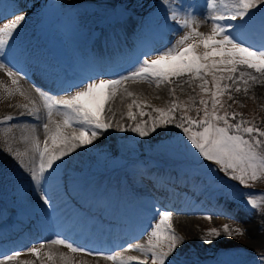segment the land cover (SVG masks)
I'll list each match as a JSON object with an SVG mask.
<instances>
[{
    "label": "rangeland",
    "instance_id": "1",
    "mask_svg": "<svg viewBox=\"0 0 264 264\" xmlns=\"http://www.w3.org/2000/svg\"><path fill=\"white\" fill-rule=\"evenodd\" d=\"M19 1L5 0V4L12 6ZM202 3L200 0H191L190 2L192 5H201ZM26 4L22 10L20 9L17 12V14L21 12L19 15L25 16L26 19L21 22L16 32L13 33V38L9 42V48L11 49L9 55L6 58H0V60L10 67H12L11 63L13 65L18 64L22 67L24 74L31 75L36 79V82L38 80V82H45L50 88H55L60 81L62 82V79L57 76L58 71L65 68L70 70L68 73L75 75L77 56L82 57L84 55V51L80 52V50H85L89 39L95 40L98 35L112 27L119 28L123 26L128 28L133 26L132 28L129 27L130 33L135 35L137 32L139 37L145 31H149L150 26L158 33L165 32L169 34L171 32V22L166 20V9L162 6L161 0H33L27 1ZM200 11L203 12L204 9L200 8ZM254 11L257 12L256 19L259 20L262 12H264V6ZM8 14L10 13H7V10L3 11V16L9 17V19H0V28L3 27L4 23L15 19L14 15ZM134 27L136 29H133ZM198 30L209 32L210 22L204 23L203 28ZM127 32L121 28L118 34L126 41V38H129ZM113 34L111 33L112 36H115ZM142 38L143 36L140 38L134 36L130 40H142ZM174 39L175 37L172 35L170 40ZM26 41H33L32 46H34L35 51L30 52V54L25 51L21 54L26 55V58L18 59L19 55L15 54L16 48L24 47L25 50L29 46L25 43ZM68 45L71 46L70 49ZM131 45V43H128V46ZM109 49L112 52L115 50L111 47ZM56 63L64 66L57 67L55 66ZM134 66L135 63H132L125 67L122 73L126 74ZM49 68H53V71ZM12 69L14 70L13 67ZM1 73L3 78L0 83L13 88L14 86L8 76L2 71ZM111 77H118V75L113 74ZM187 79L185 77L176 81L173 85H162L158 90L154 83H146L150 85L151 94L142 99L147 100L154 107L167 108L173 100L170 87H175V98L178 102L188 101L192 97L196 101V106H199L200 90L197 87L199 81L193 82L189 86L186 82ZM128 83L145 85L143 82ZM18 86L26 93L25 89L20 87V84ZM249 87L255 88L253 85ZM251 88L247 95L243 91L240 93L233 91L232 95L236 103L227 100V97H225V106L229 112L242 113V117L238 116L237 120L241 118L252 120L257 127L264 129V93L257 94V88L254 90ZM25 103L27 101L19 93L8 96L0 88V120H3L5 116L12 115L18 117L21 121V123L0 124V211L6 212L9 208L11 210L6 217L0 219V223L15 215L16 206L9 207L2 195L4 192L8 194L11 187H18L17 179L29 186L30 191V194L26 195L25 203L18 210L20 215H22L21 212L24 209L33 213L39 209L40 213L37 211L35 213L38 215V219L49 224L56 220L55 218L49 220L50 214L57 213L64 206L60 205L61 201H58L54 195V189L61 185H65L64 187L74 185L79 190L78 192H81L80 189H84L81 184H85V187H88L89 190L95 185L96 190L110 192L112 195H116L117 190L115 188H118L120 197L130 200L134 205H136V198L140 193V188H142L145 189V198H142L146 203L157 202L168 210L167 205L171 201L173 208L177 209V211H174V209L169 210L173 212L174 228L183 239V243L178 245L177 248L178 255L174 253L176 257L174 264H246L247 259L253 262V258H250L252 254H261L260 257H257L256 263L253 262L254 264H264V232L261 231V221L264 220V205L261 206L259 213L256 210L250 211L247 205V196L244 195L245 193H254L257 196L264 195V179L258 180L249 188H244L238 181H231L223 172L218 171V166L203 161L197 153L192 155L196 150L187 142L182 130L175 128L174 125L158 128L156 132L150 133L149 136L140 137L132 131L126 132L125 130L121 132L113 124L112 128L100 134L91 145L78 148L75 152L64 157L62 161L57 162L59 164L56 173L58 178L47 186L48 193L52 194V198H50L53 205L51 208L44 205L38 193L32 187L27 172L20 166L21 162L25 166H31L32 152L30 149L33 138H38L41 143L45 139L42 128L36 127V130L40 128V133L37 131L34 137L25 128V125L37 124V121L27 116V114L17 116L14 112V109L17 112L18 109L22 108L20 105ZM22 110L26 111L24 108ZM120 111H122L120 125L124 127L126 121L135 122V120L127 118V106ZM133 111H137V109L133 108ZM144 111L151 112V109L145 108ZM42 114H44V109L41 111V116ZM181 114L178 110L176 113L177 122H179ZM106 115L109 114L106 113ZM155 115L156 113L152 112V116ZM189 115L194 118L197 116L195 111L190 112ZM55 120L62 122L63 117L57 116ZM146 121H149L150 124L149 117ZM232 122L235 123L236 121ZM17 152L27 154L22 155L19 159H14ZM173 162L179 163L180 167L183 164L179 176L174 170L168 168V165ZM113 168L115 172H113L114 170L105 172ZM210 168L217 170L210 171ZM3 187L4 191L2 190ZM102 187H106V191L98 189ZM109 187L113 189L110 190ZM65 190L67 191V188ZM223 191L225 192L222 193ZM78 192H75L72 198L85 196L86 192H81L82 194ZM139 201H142V199H139ZM66 207L69 208V205ZM94 207L95 205H93ZM78 208L82 209L84 215L87 214L83 212L82 207L79 206ZM135 209V206L129 208L128 205L125 206L121 202L115 214L120 223L114 222L112 216L109 217V220L112 221L107 223L111 225V228H114L112 233L117 232V227L120 226L124 234H120L118 237L115 235L114 238L110 241L106 240V242L111 245L120 244L118 248L115 247L112 251H120L124 256H139L143 259L141 252L135 250V245L146 246L147 237L143 235L146 227L143 228L139 215L136 211H133ZM206 217H210V219ZM182 219L192 221L188 232L180 231L176 227L175 222L178 220L177 223H179ZM94 220L96 226L102 220V215L98 213ZM133 224H137L139 237L135 236L130 241L134 250L125 251L126 235L129 236L130 232H133L130 231L133 229ZM59 225L66 233L67 230L63 227V224ZM225 225L230 229H240L244 232V235H237L233 232L232 237H228L223 231ZM213 228L220 231L219 237L207 235V232ZM71 233L73 232L71 231ZM62 235L61 237L65 236ZM56 236L49 235L44 241ZM74 237L84 239L88 244H92L98 239L89 234L85 236L79 230H76ZM204 240H209L211 243H204ZM100 241L103 242V238L98 239L94 245L101 244ZM106 242L103 244L108 245ZM32 246L39 247V242L25 244L23 247L18 248L19 251L24 252L25 257L19 259L16 264L35 260L33 256L26 252ZM6 254L11 253L8 251ZM0 257L2 256L0 255ZM169 259L171 260L172 257H169ZM35 264H39V261H35ZM149 264H151L150 259Z\"/></svg>",
    "mask_w": 264,
    "mask_h": 264
},
{
    "label": "snow or ice",
    "instance_id": "2",
    "mask_svg": "<svg viewBox=\"0 0 264 264\" xmlns=\"http://www.w3.org/2000/svg\"><path fill=\"white\" fill-rule=\"evenodd\" d=\"M161 3L166 9V20L171 22L170 30L174 40L142 53L137 57L135 66L126 74L118 77H88L79 85L65 89L60 99L36 87L35 91L43 102V117L41 107L19 88V80L16 78L20 75L19 70L14 71L0 60V71L5 72L14 86L9 88L0 83V88L8 96L19 93L28 101L20 105L26 110V113H20L21 116L27 114L37 122L43 121L32 125L33 129H43V143L34 137L30 149L31 166H25L23 162L20 166L27 172L40 200L49 208L53 202L47 186L58 178L57 162L76 149L91 145L100 134L114 126L115 112L111 105L118 96L131 100L127 104L129 120L136 118L133 108L137 109L140 117H149L150 124L144 121L130 129L140 137H147L158 128L174 125L182 130L183 136L196 150L199 158L218 166V171L223 172L231 181H238L244 188H249L264 179V129L257 127L252 120H237L238 116L242 117V113L229 112L224 99L227 97V100L236 103L233 91H243L247 95L250 85L264 81V12L257 20V12L254 11L264 6V0H203L201 5H186L184 0H161ZM200 8L204 11L201 12ZM12 15L15 19L0 28V58L9 55V42L25 19L15 12ZM0 19L9 17L0 14ZM209 22V32L198 30L202 24ZM185 77L188 78L186 82L189 86L199 81V106H196L192 97L188 101L178 102L175 87H170L173 100L167 108L154 107L125 87L128 82H143L154 83L160 88L162 85H173ZM145 108H150L151 112L144 111ZM178 110L182 113L179 122L176 118ZM192 111L197 114L195 118L189 115ZM152 112L156 115L152 116ZM106 113L112 115L107 116ZM54 116H62V122L54 120ZM9 122L21 123L18 117L12 115L0 120V124ZM115 126L121 132L126 130L119 123ZM26 154L17 152L14 159ZM244 195L247 196L249 210L259 213L264 205V195ZM261 225V231L264 232V220ZM223 231L228 237H232L233 232L244 235L240 229H230L227 225ZM143 235L147 237L146 246L135 245V250L141 252L143 259L139 256H124L120 251L102 252L82 247L58 234L55 238L40 242L39 247H29L26 252L35 260L23 261L21 264H35V261H39V264H86L75 260L71 254L99 257L111 264H149V259L151 264H174V253L178 255L177 248L183 239L174 228L172 211L157 209ZM207 235L219 237L220 231L213 228ZM204 243L211 241L204 240ZM46 244L47 251L44 250ZM53 246H62L68 249L69 254L54 252L51 250ZM124 250H134L133 245H126ZM23 254L22 251L3 254L0 264H16Z\"/></svg>",
    "mask_w": 264,
    "mask_h": 264
},
{
    "label": "bare ground",
    "instance_id": "3",
    "mask_svg": "<svg viewBox=\"0 0 264 264\" xmlns=\"http://www.w3.org/2000/svg\"><path fill=\"white\" fill-rule=\"evenodd\" d=\"M200 1L203 2V0H200ZM21 2H19L17 4L14 3L12 6L8 5L7 6V8H8L7 13H10L8 15H12L13 12L17 13L18 11H20V9L21 10L23 9L24 5H27L26 4L27 0H21ZM190 2H191V0H184V3L186 5L190 4ZM20 13H18V14H20ZM25 19H26V17H25ZM203 26H204V24H202L200 26V28H203ZM122 29H124V28H122ZM150 29H151V26L149 27V31H145V33L142 35L143 36L142 40H140V39H138V40L137 39L126 40L125 46L127 48L131 47V51H132V53H134L135 58L141 56L142 53H144L146 51H152L153 49H156V48L162 47L163 45L168 44V41H170L169 40L170 37H172L171 32L169 34H166L165 32L164 33H158L156 31H154L153 29H151V30ZM114 37H116V36L111 37V39L114 40ZM25 43L27 45L31 46L30 48L33 49V47H34V46H32L33 45V41H26ZM128 43H131L132 45L128 46ZM27 45H25V46H27ZM70 47L71 46L68 45L69 49H70ZM93 50L97 51V52L98 51L105 52L106 48L102 49V47H98L97 45L89 46L88 47V51L87 52L85 51V53L87 54L86 57L78 58V60H79L78 61V66L76 67V71H77V75H78L77 81H76L77 85H79L82 81L86 80L88 77H96V76L107 77V75H110V73L105 72L104 68H98L99 65H100L99 62L102 61L101 63H103L104 58L108 57V53L106 52L107 54H105V57L102 58L101 55H99V57H98V53H92ZM129 56H130L129 53H127V52H125L123 50L120 54L112 56L111 60L113 62L121 63L122 59L126 60L127 58H129ZM100 58H101V60H100ZM120 58H122V59H120ZM127 63L128 62H123L122 65H121V68H120L121 70L117 69V71L113 72V74L114 75H118V76L123 74L122 72L125 70L124 66ZM16 70H19V72H20V75H18L16 77L19 80L20 87H22V89L24 88L25 91H26V94L31 99L36 101V104L41 107V111L43 109V106H42L43 102H42V100L40 99V97L37 95V93L35 91L36 87H39V88L45 90L46 92H49V93L55 95L57 99L62 98L63 96H60V95L61 94L64 95L63 94L64 90L70 87V86L69 87L66 86L63 83V81H62L58 85V88L56 87L53 91H49L48 88H50V87H48L49 85H47L45 82H42V81H41V83L40 82H35V80L32 79L33 77H29L27 82H26L25 78H23V73L19 69V67H16L15 71ZM2 72L5 73L4 71H2ZM2 75L3 74L0 71V82H2V78H3ZM149 86L150 85H147L146 83H145V85L143 84V86H141L140 84H131V83H127L125 85V87H127L129 91L135 93L141 99L143 97H146L149 94H151ZM253 87L257 88L256 89L257 94H263L264 93V81H261L259 84L253 85ZM254 89H252V90H254ZM157 90H158V88H157ZM128 103H131L130 99L118 96L116 101L111 105L113 110H114V112H115V117L113 119V124L116 125L117 123H121V121H122L121 120V117H122V113L121 112L122 111H120V110H122L124 107H126ZM10 107H11V104H10ZM12 111H13V109H12ZM23 111L24 110H22V108L18 109L17 112L14 109V112L17 114V116L18 115L20 116V113L23 112ZM24 112H26V111H24ZM133 112L136 113L137 117L135 118V122H133V123H131L130 121H126V123L124 124V128L126 129V132L127 131L131 132V130H130L131 127H134L137 123H142V122L148 120V117H145V116L141 118L139 113H138V111H133ZM108 114H109L108 116L112 115L111 113H108ZM43 116H44V114H42V117ZM56 117L57 116H54L53 119L55 120ZM41 122H43V121H41ZM25 128L27 130H29L33 134V137H34L35 134H37L36 133L37 131L40 133V128H39V130H36V128L33 129V127L30 126V125L29 126L25 125ZM5 162H7V160H5ZM17 183L19 184L18 187H15V188L11 187V190L9 191V193L7 194V193L4 192V194L2 196H3L4 200L7 201L9 207H13V205H15L16 209H17L16 211L20 212L18 210H20L21 205H23V203H25L24 201H26V195L30 194V191H29V188H28L29 186H27L25 183L20 182L18 179H17ZM81 185H82L83 188H85V190L82 191V192L83 193L84 192L87 193L86 198H88V200H91V201L92 200L93 201H97L99 209L102 210L103 213H107V215H106L107 217H111L112 216L113 220L116 223L118 222V220L116 219L115 214H116L117 208L120 206L121 202L125 206L128 205L129 208H133L134 206L136 207V209L133 210V211H136L137 215H139L141 217V220H142V223L144 224V226L148 225L153 220V217L155 216L157 209H162L163 208V206H160L157 202L156 203H146V201L143 200V198H145L144 197L145 196L144 195V190L145 189H142L140 187L139 188L141 190L139 192L141 194L139 193V195L137 196L136 205H134V203L131 202L130 200H126L125 198L123 199L122 197H120V191H118V188H115L117 190L116 195L115 194L112 195L110 192H102V191L96 190L97 188H96L95 185L92 187L91 190H89L88 187H85V184L84 185L81 184ZM64 186L65 185H61L58 188H55L54 189V192H55L54 195H55V197H57L58 201H61L62 203L64 202V204H66L67 202H70V200H71V199H68V198L69 197L70 198L73 197V194L75 192H78V189L74 185H68L66 187H64ZM65 188H67V191L65 190ZM98 189L106 191V187L105 188L102 187V188H98ZM108 189L112 190L113 188L109 187ZM2 190L4 191V187H3ZM78 193H81V192H78ZM48 194L52 198V194L51 193H48ZM74 199L76 200V197ZM139 199H142V201H139ZM173 207L174 206H173L172 202L170 201L169 205L167 206L168 210L174 209V211H177V209L173 208ZM9 211H11L10 208L8 210H6V212L0 211V219L6 217ZM36 211L38 213H40L39 209H37ZM36 211L33 213V212H30V211L28 212V211H26L24 209V211L21 212L22 213L21 218L12 219V220H17V223L20 224L21 226H24L27 223V221L29 220L30 224L33 226V229H31L30 232H28V229L25 230L26 234L24 236H27L28 238H31L33 241L34 240L38 241L41 238H43V241H44L45 239H47V237L49 235H58V234L61 235V234H64V232H61L60 227L57 226V224H56V222L54 220L50 224L47 223V222L41 221V223L43 225L45 223L44 233H42V232H39V233L34 232L35 231L34 230V228H35L34 225L36 227L38 226V225H36L37 223L34 221V217L38 218V215L35 214ZM181 212H184V211H181ZM12 220H11V222H12ZM82 220L85 221L84 219H82ZM177 221L175 222L176 223V227H178V229L180 231L188 232L189 227L192 224V221L187 220V219H182V220L179 221V223H177ZM79 228H82L81 224L79 225ZM97 228H96V231H97ZM132 228L133 229L130 230V231H133V232H130V233H132V236L131 235L129 236L128 240H126L127 242H125V245L130 244L131 243L130 241L132 239H134L135 236L139 237V230L136 228V224H133ZM23 229H25V227H23ZM93 231L94 230H90L89 233L93 234L94 233ZM99 234L100 233L98 232L97 235H96V238L100 237ZM19 237L24 239L23 235H21V234L19 235ZM64 238H67L68 240L71 241L70 235H66V236H64ZM9 242H11V241H9ZM9 242H7V243H9ZM75 244L80 246L83 243L80 242V241H76ZM11 246L16 247V245H14V244H12ZM115 247L118 248V246L116 244H114V246H111V248L108 249V251H106V250L105 251L106 252L112 251V249L115 248ZM88 248H91V249L96 250V251L101 250L100 248H98V249L95 248L94 249L93 246L88 247ZM0 249H1V247H0ZM9 249H11V248H9ZM44 250L45 251L48 250V245L47 244L45 245V249ZM51 250L54 251V252H57V253L63 252L65 254H69L68 253V249H66V248H64L62 246H53ZM10 253H12V252H10ZM71 255H74V259L75 260L86 262V264H111L110 261L104 260L103 258H99V257H97V258L85 257L82 254H71ZM24 257H25V254H23L19 259L24 258Z\"/></svg>",
    "mask_w": 264,
    "mask_h": 264
},
{
    "label": "trees",
    "instance_id": "4",
    "mask_svg": "<svg viewBox=\"0 0 264 264\" xmlns=\"http://www.w3.org/2000/svg\"><path fill=\"white\" fill-rule=\"evenodd\" d=\"M195 153H196V152H193L192 155H195ZM182 165H183V164H182ZM182 165H181V167H182ZM168 166H169V167H174V168H176V170H181V167L179 166V163L176 164V163L173 162V163H170ZM115 168H116V167H115ZM109 170H115V169L113 168V169H109ZM257 257H258V256L251 255L250 258H253V259H252V261H253V260H256ZM248 262H249V264H251V261H250L249 259H247L246 264H248Z\"/></svg>",
    "mask_w": 264,
    "mask_h": 264
}]
</instances>
